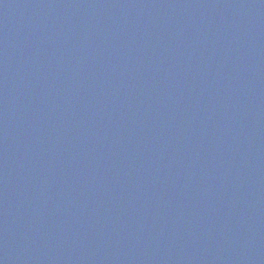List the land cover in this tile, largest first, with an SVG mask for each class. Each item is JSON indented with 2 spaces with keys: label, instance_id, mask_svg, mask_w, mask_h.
<instances>
[{
  "label": "water",
  "instance_id": "water-1",
  "mask_svg": "<svg viewBox=\"0 0 264 264\" xmlns=\"http://www.w3.org/2000/svg\"><path fill=\"white\" fill-rule=\"evenodd\" d=\"M0 264H264V0H0Z\"/></svg>",
  "mask_w": 264,
  "mask_h": 264
}]
</instances>
